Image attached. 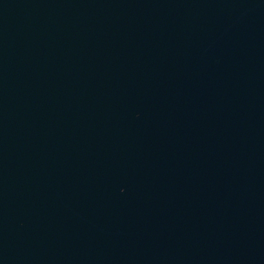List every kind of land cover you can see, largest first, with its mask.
<instances>
[{"label": "water", "instance_id": "95a60500", "mask_svg": "<svg viewBox=\"0 0 264 264\" xmlns=\"http://www.w3.org/2000/svg\"><path fill=\"white\" fill-rule=\"evenodd\" d=\"M0 264H264V0H0Z\"/></svg>", "mask_w": 264, "mask_h": 264}]
</instances>
